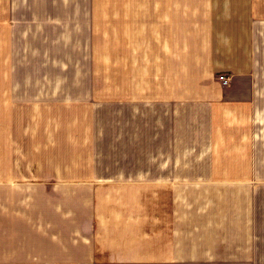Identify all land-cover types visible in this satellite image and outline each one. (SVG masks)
Returning <instances> with one entry per match:
<instances>
[{"label":"crops","instance_id":"obj_1","mask_svg":"<svg viewBox=\"0 0 264 264\" xmlns=\"http://www.w3.org/2000/svg\"><path fill=\"white\" fill-rule=\"evenodd\" d=\"M94 2L0 0V264H264V0Z\"/></svg>","mask_w":264,"mask_h":264},{"label":"rangeland","instance_id":"obj_2","mask_svg":"<svg viewBox=\"0 0 264 264\" xmlns=\"http://www.w3.org/2000/svg\"><path fill=\"white\" fill-rule=\"evenodd\" d=\"M96 4L101 3L102 5L110 4H125V3H140V0H95Z\"/></svg>","mask_w":264,"mask_h":264},{"label":"built area","instance_id":"obj_3","mask_svg":"<svg viewBox=\"0 0 264 264\" xmlns=\"http://www.w3.org/2000/svg\"><path fill=\"white\" fill-rule=\"evenodd\" d=\"M221 79H222L223 84H226L227 81H228V78L227 77H222Z\"/></svg>","mask_w":264,"mask_h":264}]
</instances>
